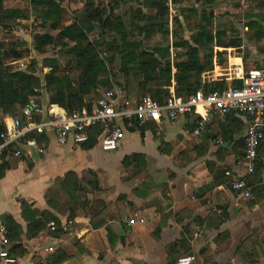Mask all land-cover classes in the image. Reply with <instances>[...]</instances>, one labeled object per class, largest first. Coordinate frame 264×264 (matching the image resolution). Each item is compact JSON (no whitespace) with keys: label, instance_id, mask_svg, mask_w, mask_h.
<instances>
[{"label":"crops","instance_id":"obj_1","mask_svg":"<svg viewBox=\"0 0 264 264\" xmlns=\"http://www.w3.org/2000/svg\"><path fill=\"white\" fill-rule=\"evenodd\" d=\"M121 1L129 3L109 0L108 4ZM23 2L3 0L2 8L22 10ZM135 8L133 11L142 14H155L147 7ZM176 8L182 10L184 19L194 16L198 22L205 10L212 13L213 23L217 8L222 9L221 23L227 26L212 27L211 32L221 31V43L226 44L212 46L213 70L201 75L203 84L225 81L230 86L233 76L240 77L264 61V0H183ZM24 15L6 29L0 24V33L12 32L14 23L33 20L31 9ZM250 24L259 29H250ZM194 120V116L184 115L174 122L146 123L143 136L138 127H124L114 152L100 149L97 134V144L90 150L70 142L60 146L49 134L35 137L38 145L44 144L43 154L21 145L20 156L3 155L0 217L14 221L24 250L23 255L13 254L15 264H52L50 257L58 249L66 252L60 264H167L168 258L173 260L182 253L181 248H171L182 234L189 239L194 264H264V169L260 175L246 176L251 183L247 199L233 192L222 175L225 169L238 177L245 175L243 142L248 118L211 119L202 135L192 139ZM223 131L229 137L226 142L221 139ZM42 137L45 141L40 142ZM184 151L190 159L187 167L181 166L186 162L181 157ZM133 153L144 156L142 172L121 165ZM168 170L175 174L174 179L169 178ZM69 171L78 176L84 191L77 193L70 219L72 201L61 185ZM94 180L96 189L89 185ZM144 182L149 183L148 189L140 188ZM209 185H214L209 191H198ZM26 207L37 215H30ZM48 215L59 220V233L49 229V222L30 238L35 230L31 224L44 222ZM134 215L143 217L145 224L128 226L124 219ZM158 226L157 238L153 230ZM106 229L113 235L111 241Z\"/></svg>","mask_w":264,"mask_h":264},{"label":"trees","instance_id":"obj_2","mask_svg":"<svg viewBox=\"0 0 264 264\" xmlns=\"http://www.w3.org/2000/svg\"><path fill=\"white\" fill-rule=\"evenodd\" d=\"M0 0V24H4V29L9 27L11 21L25 17L23 10L3 9ZM30 5L33 20L38 23L41 33L33 34V50L38 55L46 54V49L50 46L53 48L60 47L67 50L61 53L63 56L71 59L69 63L73 65L78 75L71 79L66 71H62L60 63L56 58H45L42 60L41 68L49 69L42 79L29 70L13 69V63L20 61L18 53H13L12 60L5 63V50H1L0 45V134L4 132V119L6 116L13 117L19 115L21 108L26 104L28 97L32 94L33 89H41L45 93L46 100L49 104H54L64 109L66 112L78 111L83 107L90 108L91 104L99 97L100 93L113 87L112 80L117 76L111 70V65L115 58L119 60V73L126 79L132 78L134 93H128L123 87L119 89L122 96L126 98L139 99L142 96H150L158 102H162L165 97L170 95V89L173 88L175 93L181 96H187L202 89L204 93L213 91H223L227 88L240 87L239 80L233 81L230 86L225 81L202 83L201 75L213 70L212 56L214 44L224 45L221 43L223 33L217 31L212 34L213 27L212 13L201 12L202 18L197 22L195 34L193 35V45L188 41L179 40L172 47L181 50L183 53L175 52L171 59L170 46L153 47L148 49L143 44L144 40H138L132 37L133 31L143 32L150 26H155L160 35H168V28H164L163 18L167 14L165 0H144L140 4L142 7L155 10V14L140 13L135 10L130 12L128 22L126 23L120 15L115 12L116 4L103 6L101 3H94L93 0L87 1L82 11L80 20H73L70 25H63L64 2L65 0H22ZM98 2V1H97ZM150 2V3H149ZM193 13L195 11L193 10ZM189 19V17H188ZM185 21L187 20L184 19ZM143 22V25H139ZM264 22V17L261 18ZM138 23V24H137ZM179 23V21H175ZM259 29L257 26L249 25L251 29ZM51 32H54L51 33ZM111 35H116L118 39L105 41ZM264 35V31L263 34ZM203 54V58H201ZM217 57L221 54L217 53ZM174 60V61H173ZM219 62V61H218ZM175 69L172 72V69ZM116 86L122 85L116 83ZM101 89H104L101 91ZM231 116L228 115L227 118ZM147 124L133 121L128 128L138 127L143 136ZM195 121L191 128H195ZM95 132V133H94ZM101 129L95 128L91 134L90 141L81 146L84 150H90L96 146V134L99 136ZM223 142L229 140L225 131L221 134ZM45 141V137L40 142ZM244 143V142H243ZM244 149V144H243ZM184 164L187 167L190 164L188 152L181 153ZM123 168L128 169L135 167L138 172L144 170V156L133 153L125 156L121 162ZM207 168L211 172L209 163ZM264 169V140L261 142L259 150V162L254 173L251 176L260 175ZM227 170L222 172L225 177V183L230 188V179L225 175ZM170 179L175 178V174L168 170ZM249 177V176H248ZM245 181L248 187L251 185L247 177ZM62 187L68 192L72 205L69 206L70 214L68 218L74 216V205L77 200V193L84 192L79 184L78 176L69 171L61 179ZM94 189L98 188L97 181L89 182ZM214 185H209L198 189L201 193L212 189ZM149 183L144 182L140 188L148 189ZM27 208V207H26ZM30 215H37L35 211L30 210ZM1 218V217H0ZM7 227V236L10 242V251L12 254L23 255L24 250L21 246V237L16 224L8 218H1ZM33 220V219H32ZM49 222H53L55 233H59L60 222L53 216H46L44 222L35 221L31 227L35 228L30 232L29 237H34L38 231L44 228ZM13 227V228H12ZM107 230L108 240L111 241L112 233ZM161 232L158 226L153 230L155 237H159ZM172 251L181 248L182 253L173 260L168 258L167 264H176L182 255L191 254L189 239L184 234L171 245ZM65 251L58 249L56 254L51 258L52 264H60L65 258ZM256 264V263H253Z\"/></svg>","mask_w":264,"mask_h":264},{"label":"built area","instance_id":"obj_3","mask_svg":"<svg viewBox=\"0 0 264 264\" xmlns=\"http://www.w3.org/2000/svg\"><path fill=\"white\" fill-rule=\"evenodd\" d=\"M177 1L165 0L164 3L169 33L176 16ZM27 32H32V29L28 28ZM169 49L173 59L176 49L171 45ZM13 64L18 66V70L24 68L22 61ZM212 78L211 81L214 80ZM233 80H239L241 86L209 93L199 89L187 96L178 95L171 88L170 95L162 102L147 95L139 99L126 98L112 87L102 91L89 109L83 107L80 112H66L57 105L49 104L41 89H33L19 115L4 120L5 130L0 134V158L8 153L20 156L21 145L43 154L44 144L38 145L35 139L40 135H52L60 146L69 142L80 146L90 141L92 130L97 128L101 129L97 139L100 149L103 152H114L123 138V128L130 127L133 121L159 125L163 121L174 122L184 115H192L195 117L196 127L191 134L200 137L211 119L223 121L228 115H238L248 118L244 134L245 175L238 177L229 171L225 175L230 179V189L247 199L250 191L245 177L254 173L259 162L260 145L264 140V61L258 68L249 70L240 77L233 76ZM124 221L131 227L145 224L144 218L137 215L125 218ZM48 227L54 231L53 222ZM15 263L16 258L10 251L7 227L0 218V264ZM194 263L193 255L180 257L176 262Z\"/></svg>","mask_w":264,"mask_h":264},{"label":"rangeland","instance_id":"obj_4","mask_svg":"<svg viewBox=\"0 0 264 264\" xmlns=\"http://www.w3.org/2000/svg\"><path fill=\"white\" fill-rule=\"evenodd\" d=\"M87 1L91 0H65L63 6H64V15H63V25L67 26L70 25L73 20H80L82 17V11L84 9V5ZM98 1V2H97ZM94 3H101L103 6L108 5L109 0H97ZM129 3H123L121 2H114L117 6L116 13L121 16V18L124 19V21L127 23L130 12L135 8L140 6L141 1L140 0H129ZM183 0L177 1V7L179 4H181ZM114 4H112L113 6ZM22 10L25 12L26 15H29L30 9L27 4V2H23L21 5ZM136 9V8H135ZM222 9L217 8V16L215 18V22L213 23V27H216L217 29L221 27H226L227 24H222ZM175 18L173 19V25H172V31L168 35H160L161 33L157 31V28L155 26H150L145 29L143 32H139L137 30L133 31V36L137 38L138 40H144L143 44L146 48L151 49L153 47H164L166 45L170 46L179 41L184 40L188 41L191 45H193V35L196 32L195 28L197 25V19L196 17H192L189 20H184V14L182 10L177 9ZM166 16L163 18L164 28H168V18ZM80 18V19H79ZM31 19V18H30ZM179 21V23H175V21ZM35 23V22H34ZM138 24V23H137ZM38 25V24H37ZM140 26L143 25V22L139 24ZM12 32L8 34L2 35L0 33V45L1 42L4 41V46L2 47L3 50H5V63L10 62L13 57V53H18L20 57V61L24 64V68H21L22 70H29L33 72L36 77L39 79H42L44 74L49 72V69L41 68L42 60L45 58H56L58 59L60 63V69L62 71H66L67 75L71 79H75L78 75V72L75 71L70 58L63 56L61 53H66L67 50H62L60 47H48L46 50V54L44 55H38L33 50L32 40H33V34L34 33H41L42 30L33 24V20L31 21H25L23 24L20 23H14L12 24ZM28 28H31L32 32H27L26 30ZM54 34V32H51ZM118 39L116 35H111L110 37L106 38L105 41H111L112 39ZM177 53H183L181 50L176 49ZM174 61V60H173ZM13 69L18 68L17 65L14 64L12 66ZM111 70L113 73H116L117 76L113 78L112 84L113 87L116 89H121L122 87L128 91V93H134L135 90L132 85V78H129L126 82V79L123 78V76L119 73V60L118 58H115V61L111 65ZM116 83L121 84V87L116 86ZM104 89H101V91ZM193 136V135H192ZM191 136V137H192ZM189 137V138H191ZM195 138L194 136L192 139Z\"/></svg>","mask_w":264,"mask_h":264}]
</instances>
